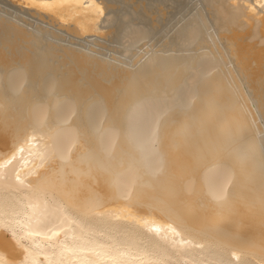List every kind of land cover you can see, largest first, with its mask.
Here are the masks:
<instances>
[{
	"label": "bare ground",
	"instance_id": "1",
	"mask_svg": "<svg viewBox=\"0 0 264 264\" xmlns=\"http://www.w3.org/2000/svg\"><path fill=\"white\" fill-rule=\"evenodd\" d=\"M0 264H264V0H0Z\"/></svg>",
	"mask_w": 264,
	"mask_h": 264
},
{
	"label": "snow or ice",
	"instance_id": "2",
	"mask_svg": "<svg viewBox=\"0 0 264 264\" xmlns=\"http://www.w3.org/2000/svg\"><path fill=\"white\" fill-rule=\"evenodd\" d=\"M31 6H33V7H47L46 4L35 3V2H33V3L31 4ZM97 11H98V12H102V7L98 8Z\"/></svg>",
	"mask_w": 264,
	"mask_h": 264
}]
</instances>
